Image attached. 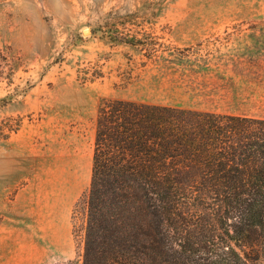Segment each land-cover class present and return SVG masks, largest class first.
Instances as JSON below:
<instances>
[{"label": "rangeland", "instance_id": "rangeland-1", "mask_svg": "<svg viewBox=\"0 0 264 264\" xmlns=\"http://www.w3.org/2000/svg\"><path fill=\"white\" fill-rule=\"evenodd\" d=\"M111 100L264 119V0H0V264H83Z\"/></svg>", "mask_w": 264, "mask_h": 264}, {"label": "trees", "instance_id": "trees-1", "mask_svg": "<svg viewBox=\"0 0 264 264\" xmlns=\"http://www.w3.org/2000/svg\"><path fill=\"white\" fill-rule=\"evenodd\" d=\"M120 37L158 53L153 33ZM88 204L83 264H251L238 249L264 248V119L108 101Z\"/></svg>", "mask_w": 264, "mask_h": 264}, {"label": "crops", "instance_id": "crops-1", "mask_svg": "<svg viewBox=\"0 0 264 264\" xmlns=\"http://www.w3.org/2000/svg\"><path fill=\"white\" fill-rule=\"evenodd\" d=\"M233 115H235V114H233ZM237 115V114H236Z\"/></svg>", "mask_w": 264, "mask_h": 264}]
</instances>
